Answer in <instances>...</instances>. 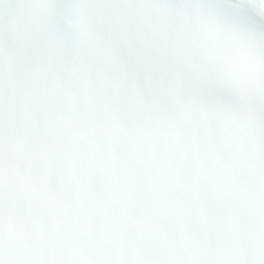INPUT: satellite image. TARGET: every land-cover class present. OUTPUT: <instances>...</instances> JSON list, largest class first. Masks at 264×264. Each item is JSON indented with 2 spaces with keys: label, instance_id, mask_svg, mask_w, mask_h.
<instances>
[{
  "label": "snow or ice",
  "instance_id": "6c2138e0",
  "mask_svg": "<svg viewBox=\"0 0 264 264\" xmlns=\"http://www.w3.org/2000/svg\"><path fill=\"white\" fill-rule=\"evenodd\" d=\"M0 264H264V0H0Z\"/></svg>",
  "mask_w": 264,
  "mask_h": 264
}]
</instances>
